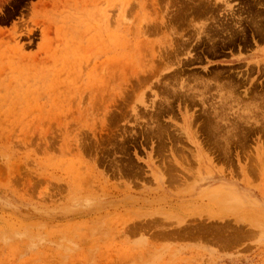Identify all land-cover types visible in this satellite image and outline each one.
Listing matches in <instances>:
<instances>
[{
  "label": "rangeland",
  "instance_id": "374dc122",
  "mask_svg": "<svg viewBox=\"0 0 264 264\" xmlns=\"http://www.w3.org/2000/svg\"><path fill=\"white\" fill-rule=\"evenodd\" d=\"M0 264H264V0H0Z\"/></svg>",
  "mask_w": 264,
  "mask_h": 264
}]
</instances>
